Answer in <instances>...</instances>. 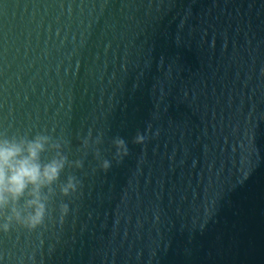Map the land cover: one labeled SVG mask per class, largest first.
Wrapping results in <instances>:
<instances>
[{"label": "water", "instance_id": "1", "mask_svg": "<svg viewBox=\"0 0 264 264\" xmlns=\"http://www.w3.org/2000/svg\"><path fill=\"white\" fill-rule=\"evenodd\" d=\"M5 129L84 163L0 264H264V0H0Z\"/></svg>", "mask_w": 264, "mask_h": 264}, {"label": "clouds", "instance_id": "2", "mask_svg": "<svg viewBox=\"0 0 264 264\" xmlns=\"http://www.w3.org/2000/svg\"><path fill=\"white\" fill-rule=\"evenodd\" d=\"M146 135L137 132L133 144H142ZM91 132L83 138L82 146L90 147ZM102 142V133L94 144ZM68 141L63 134L54 136L47 131L12 132L0 130V233L7 234L15 228L31 233L43 229L59 213L63 221L69 213V204L62 198L74 196L81 180L74 174L61 176L66 169H81L83 159H70L66 151ZM114 159L121 162L129 154L126 140L120 136L112 140ZM87 155V153H85ZM93 156L99 167L107 171L112 162L101 159L98 147ZM60 202L57 204V197Z\"/></svg>", "mask_w": 264, "mask_h": 264}]
</instances>
